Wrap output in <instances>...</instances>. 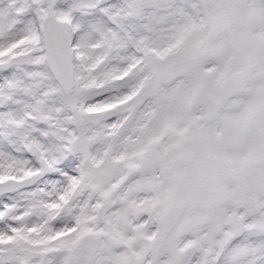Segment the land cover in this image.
Returning <instances> with one entry per match:
<instances>
[{
  "label": "snow or ice",
  "instance_id": "obj_1",
  "mask_svg": "<svg viewBox=\"0 0 264 264\" xmlns=\"http://www.w3.org/2000/svg\"><path fill=\"white\" fill-rule=\"evenodd\" d=\"M0 264H264V0H0Z\"/></svg>",
  "mask_w": 264,
  "mask_h": 264
}]
</instances>
